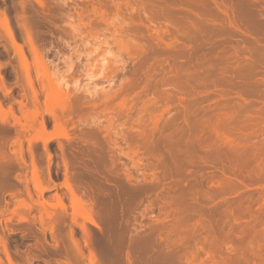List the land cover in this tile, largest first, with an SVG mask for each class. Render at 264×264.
Masks as SVG:
<instances>
[{
	"label": "rangeland",
	"instance_id": "obj_1",
	"mask_svg": "<svg viewBox=\"0 0 264 264\" xmlns=\"http://www.w3.org/2000/svg\"><path fill=\"white\" fill-rule=\"evenodd\" d=\"M0 264H264V0H0Z\"/></svg>",
	"mask_w": 264,
	"mask_h": 264
},
{
	"label": "bare ground",
	"instance_id": "obj_2",
	"mask_svg": "<svg viewBox=\"0 0 264 264\" xmlns=\"http://www.w3.org/2000/svg\"><path fill=\"white\" fill-rule=\"evenodd\" d=\"M1 21H3V20H1ZM1 24H3V22H2ZM5 25H6V24H5ZM5 25H4V26H5ZM36 55H37V54H36ZM36 55H35V56H36ZM38 57H39V56H38ZM37 60H38V59H37ZM42 69H43V68H42ZM47 84H48V81H47ZM51 86H52V88H54V89H52V91H51L52 94H51V92H50V96H49L50 101H51L52 99H56V98H58V97H56V95H59V94H60V93H57L58 91L56 92L55 87H53V85H51ZM51 95H52V96H51ZM53 95H54V96H53ZM54 97H56V98H54ZM60 103H61V102H57V104L55 103V105H58V104H59V105H58L59 108H60V107H63V106H62L63 103H61V104H60ZM63 113H64V112H63ZM64 114H65V113H64ZM65 115H66V114H65ZM60 118H62V117H60ZM62 121H63V120H62ZM64 121H65V120H64ZM64 121H63V123H64ZM62 126H63V125H62ZM61 128H62V127H61ZM61 130H63V129H61ZM61 132H62V131H61Z\"/></svg>",
	"mask_w": 264,
	"mask_h": 264
}]
</instances>
